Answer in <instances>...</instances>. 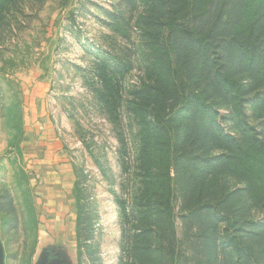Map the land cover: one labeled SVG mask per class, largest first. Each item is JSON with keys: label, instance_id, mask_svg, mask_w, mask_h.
I'll return each mask as SVG.
<instances>
[{"label": "rangeland", "instance_id": "obj_1", "mask_svg": "<svg viewBox=\"0 0 264 264\" xmlns=\"http://www.w3.org/2000/svg\"><path fill=\"white\" fill-rule=\"evenodd\" d=\"M0 225L5 264H264V0H0Z\"/></svg>", "mask_w": 264, "mask_h": 264}, {"label": "crops", "instance_id": "obj_2", "mask_svg": "<svg viewBox=\"0 0 264 264\" xmlns=\"http://www.w3.org/2000/svg\"><path fill=\"white\" fill-rule=\"evenodd\" d=\"M37 178L39 180H36L35 179V181H36L37 184H39L41 186V190L40 191H38V188H37V191H38L37 194H39V196H40L39 199H41V202L43 204L42 207L43 208H46L47 209L46 211L54 212L55 210L53 211L52 209L55 206L54 203H55V200L56 199H55V195L53 194L54 193V190H52L53 188H51V187L56 182L60 186L61 181H56V180L51 181V179L49 178V176L47 175V173L42 168L39 169V173L37 175ZM56 191L58 192L57 189L55 190V192ZM55 209L57 210L56 207H55ZM0 238H1V236H0ZM1 241H2V239H1Z\"/></svg>", "mask_w": 264, "mask_h": 264}, {"label": "trees", "instance_id": "obj_3", "mask_svg": "<svg viewBox=\"0 0 264 264\" xmlns=\"http://www.w3.org/2000/svg\"><path fill=\"white\" fill-rule=\"evenodd\" d=\"M241 15H243V13H241ZM173 52H174V49H169V56H170V54H173ZM171 70H169V74L171 75V72H170ZM173 72V71H172ZM214 78L216 79H218L219 80V78H220V75H215L214 76ZM171 84H173L174 85V83L173 82H170ZM224 89V91H226V92H228V93H231V94H235L232 90H231V87L228 85V83L227 84H224V86H222V90ZM160 120H161V118H159L157 121H159L160 122Z\"/></svg>", "mask_w": 264, "mask_h": 264}, {"label": "water", "instance_id": "obj_4", "mask_svg": "<svg viewBox=\"0 0 264 264\" xmlns=\"http://www.w3.org/2000/svg\"><path fill=\"white\" fill-rule=\"evenodd\" d=\"M0 264H5V253L1 238H0Z\"/></svg>", "mask_w": 264, "mask_h": 264}, {"label": "flooded vegetation", "instance_id": "obj_5", "mask_svg": "<svg viewBox=\"0 0 264 264\" xmlns=\"http://www.w3.org/2000/svg\"><path fill=\"white\" fill-rule=\"evenodd\" d=\"M53 255H54V254L51 255V254L49 253V257H54ZM47 260H48L47 264H53V263H54L53 261H55V262L57 261V260H51L50 258L47 259ZM50 262H51V263H50Z\"/></svg>", "mask_w": 264, "mask_h": 264}]
</instances>
